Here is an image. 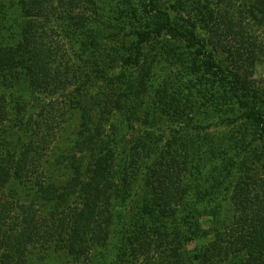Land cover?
<instances>
[{
	"label": "trees",
	"instance_id": "1",
	"mask_svg": "<svg viewBox=\"0 0 264 264\" xmlns=\"http://www.w3.org/2000/svg\"><path fill=\"white\" fill-rule=\"evenodd\" d=\"M16 1L23 14L32 12L33 17L47 18L53 11V5H45L47 0ZM165 1L141 0L150 29L143 27L137 33L139 41L132 47L136 56L133 60L123 58L121 63L129 72L137 68L139 50L156 41L155 58L162 71H151L147 78L144 75L139 86L137 78L121 80L122 91L114 102L122 103L116 108H124L132 119L138 116L148 124H156L162 117L212 123L220 117L216 111L236 113L257 132V139L247 142L244 130L225 148L212 139H190L184 141L188 150L182 153L183 161L174 163L171 154L166 162L169 152L159 149L151 136L136 143V147H147L138 156L142 164L135 168L131 163L136 152L128 154L126 149L117 148V135L108 145L85 138L79 145L86 153L82 159L90 165L87 179L81 181V175L76 174L61 194L51 187L40 190L37 194L42 205L55 209L60 205L59 217L50 215L49 222L46 218L42 223L33 206L22 199L28 193L20 197L14 194L13 205L1 203L10 180L26 184L42 162L35 150V158L19 154L13 168L0 164V264H38L52 253L81 259L88 252L102 253L109 247L112 234H116L118 246L113 256L121 260L138 256L148 264H156L159 259L160 264L167 259V264H264V82L258 85L252 78L256 66H264V44L248 30L250 22L264 26V0H240L235 7L229 0H211L209 4L215 5L207 12L217 22L216 39L209 42L176 22L167 12ZM221 3L224 8L214 12ZM3 7L0 5V12ZM171 8L174 10L175 5ZM91 28L84 22L76 30L81 50L89 53L86 61L94 56L95 72L103 76L107 72L105 59L98 63V47L92 42L93 51H87L88 43L83 40L90 38L85 36ZM19 31L18 42L0 51V69L8 74L5 80L10 82L12 73L14 81L23 79L40 88L65 85L78 78L80 67L72 68L67 56L57 51L62 46L46 30L25 25ZM171 38L176 41L169 42ZM74 44L70 41L71 48ZM142 166L150 172L145 185L139 187ZM127 167L135 172L132 178L124 173ZM30 188L34 190V186ZM74 196L78 209L66 205ZM213 205L224 210V217L217 210L210 215L212 236L188 251L193 241V222L200 211ZM171 219L176 226L166 232ZM40 228L48 230L47 238ZM54 234L56 240L51 241ZM28 252L36 254L35 260L28 257Z\"/></svg>",
	"mask_w": 264,
	"mask_h": 264
},
{
	"label": "rangeland",
	"instance_id": "2",
	"mask_svg": "<svg viewBox=\"0 0 264 264\" xmlns=\"http://www.w3.org/2000/svg\"><path fill=\"white\" fill-rule=\"evenodd\" d=\"M47 1L49 4L45 5H53V11L50 12L51 14H47V18H41L33 17L32 12L23 14L22 10L16 7L18 6L16 0H0V5L4 6L0 12V33L3 35L0 34V51L7 50L18 42L19 30L23 29L25 25H37L46 30L53 40L62 46V49H57V51L67 56L72 68L80 67V70L77 71V73L79 72L78 78L68 84L35 88L23 79L14 81L12 73L10 76L12 80L10 82L5 80L8 74L0 69V164L13 168L14 161L19 154L27 153L29 157L35 158L34 150L40 154L42 161L38 163L34 174L29 175L26 184L18 183L17 180L14 181V178L10 180L3 190L4 198L1 203L13 205L14 194L16 197H20L28 193L26 195L28 197L22 199L33 206L32 209L36 218L41 220L40 223L46 218L49 222L50 215H55V218H58L60 205L57 209L42 205L37 193L51 187L57 190V194H61L78 173L81 175V181L87 179L90 165L85 163L87 159L86 161L82 159L86 153H82L79 145L85 138L87 141L97 143L105 141L107 144L110 138L117 135L120 138L117 148L122 151L126 149L128 154L136 152L134 162L131 163L135 168L142 164L139 162L138 156L147 147L142 144H138L136 147V143L143 142L145 139L149 140L151 136L153 141L158 144L159 149L169 152L165 156L166 162L172 157L171 154L175 157L174 163L183 161L182 153L188 150L184 141L190 139L193 141L196 138L205 141L212 139L217 143L221 142L225 148L224 145L233 142L237 137L240 138L239 132L244 130L247 131L245 134L247 142H255L257 132L250 129L236 113L222 114L221 111H216V116L220 117L212 123H208L206 120L197 123L194 120H169V118L162 117L156 124H148L144 120H140L141 117L138 116L132 119L131 114L125 113L124 108H116V104L122 103V101L114 102L115 99L118 100L122 91L119 88L121 80L137 78L135 83L139 86L141 83L143 84L144 75V78H147L149 72L160 73L162 71H159L160 65L155 58L156 49H158L156 41L144 44L139 50L140 65L137 68L129 72L128 69L124 70L121 64L123 58L130 57V60H133L136 56L132 47L139 41L137 33H141L143 27L150 29L145 16L146 8L141 0ZM229 2L232 7L240 5V0H229ZM209 3L211 0H167V3L165 1L167 12L176 22L182 23L187 29H191L198 37L208 42L216 39L214 31L217 22L214 17L209 18L207 9L208 7L213 9L215 5ZM171 5H175L174 10ZM223 8L224 3H221L218 5V9H214V12ZM84 22L92 27L85 36L91 35L90 38L83 39L88 43L87 51H93V48L90 50L93 42L99 49V52L95 53H100L97 62L100 63L101 59L106 61L104 70L107 72L103 76L95 72L97 63L94 56L86 61V56L87 54L89 56V53H83L81 50V39L76 29ZM249 25L251 29L248 30L253 37L257 42L264 44V26L253 25L251 22ZM171 39L168 41H176L174 38ZM70 41L76 42L72 48ZM163 62L165 61L163 60ZM168 65L167 62L166 66ZM144 68L146 69L145 73L142 71ZM252 78L258 85L263 84L264 66L262 64L256 66ZM125 93L128 95L127 92ZM48 126H51L52 130H49ZM115 129H118L117 133H114ZM180 140L182 141L179 142ZM156 151L157 153L161 152L160 150ZM236 161L239 163L240 159ZM132 166L130 167L132 168ZM141 169L143 172L140 174V179L137 180L139 187L145 185L146 176L150 172L146 166H142ZM124 173L129 174L132 178L135 172L127 167ZM213 185L217 184L213 183ZM219 185L222 187V184ZM232 185L230 187H234V183ZM32 186H34V190L30 188ZM77 202L78 200L74 196L70 198L69 205H66L69 208L78 209L80 205H77ZM57 203L58 201L55 200L54 206ZM216 210L221 214V217H224V210L213 205L211 208L207 207L200 211V216L195 222L192 221L194 234L193 241L187 248L188 251H191L197 242L212 236L210 215L215 214ZM15 214L13 211L14 216ZM114 223L118 225L117 220ZM168 226L166 232H171L175 228L176 222L171 219ZM39 227H42V224ZM45 230L41 229L40 233H43L47 238L48 230L47 232ZM56 237L57 234H54L51 241H55ZM110 237L109 247L106 246L102 253L99 251L88 252L81 259L64 253H52L38 264H148L138 256L135 258L131 256L128 260L115 258L113 255L118 248L117 236L112 234ZM27 254H29V258L32 257L35 260L36 254L33 252ZM130 259H132L131 262ZM168 260L163 264H167ZM160 262L161 259L156 264H160Z\"/></svg>",
	"mask_w": 264,
	"mask_h": 264
}]
</instances>
